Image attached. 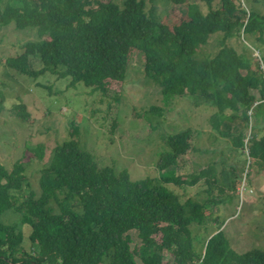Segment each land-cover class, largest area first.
<instances>
[{
  "label": "trees",
  "instance_id": "trees-1",
  "mask_svg": "<svg viewBox=\"0 0 264 264\" xmlns=\"http://www.w3.org/2000/svg\"><path fill=\"white\" fill-rule=\"evenodd\" d=\"M155 1L0 0V26L34 28L40 37L23 43L19 53L5 59V66L35 81L41 76L68 78L67 87L83 84L105 97L113 92L112 84L126 79L128 63L138 51L144 75L159 87L164 107L188 93L204 98L215 107L211 127L243 149L249 112L253 110L258 121L264 118V56L261 64L258 59L252 62L227 41L241 33L263 41L264 14L244 9L237 0H197L169 22L157 13ZM219 32V51L196 58L198 49ZM44 81L40 87L59 93ZM3 99L0 95V104ZM12 108L13 116H28L23 105ZM149 109L154 114L163 110L154 105ZM72 134L50 150L39 169L38 192L22 160L11 168L0 163V264H169L166 253L170 264H264V250L238 252L220 228L224 221L216 213L209 215L219 202L213 191H224L217 163L183 179L176 174L178 160L189 151L210 152L191 144V129L166 136L167 148L156 162L158 177L138 180H131L126 169L101 165L95 151ZM32 149L44 157L42 143ZM250 153L264 164V134L253 136ZM200 181L206 186L203 199H182L174 190L173 185ZM8 211L18 214V220L3 222ZM210 223L217 232L208 235L202 249L196 247L193 227Z\"/></svg>",
  "mask_w": 264,
  "mask_h": 264
},
{
  "label": "rangeland",
  "instance_id": "rangeland-1",
  "mask_svg": "<svg viewBox=\"0 0 264 264\" xmlns=\"http://www.w3.org/2000/svg\"><path fill=\"white\" fill-rule=\"evenodd\" d=\"M193 2L197 0H187L180 5L166 0L155 1L157 13L169 22L176 20L180 10ZM236 2L246 10L253 8L264 14V0ZM199 5L207 11L202 3ZM39 38L34 28L21 30L13 24L0 26V95L4 98L0 104V163L11 168L14 161L22 160L26 165V177L38 192L39 169L48 161L50 150L69 138L76 128L78 132H74L72 137L77 138L85 148L94 150L101 165L113 166L117 171L126 169L131 180L153 178L159 175L156 162L159 152L167 148L166 136L189 128L191 144L198 149L207 148L210 152L189 151L178 160L176 174L183 179L193 170L197 172L211 162L217 163V178L224 191H213L219 202L209 215L213 217L216 213L219 220L224 221L220 228L238 252L250 248L264 250V164L254 161L250 153L253 136L264 134V118L258 121L253 110L249 112V124L243 134V149L233 147L230 137L221 136L211 127L209 117L215 107L204 98L188 93L174 98L164 107L159 87L144 75L143 55L138 51L133 52V58L128 63L126 79L112 84L110 88L113 92L105 97L83 84L75 88L67 87L68 78L41 76L35 81L5 66V59L19 53L23 43ZM221 38L222 33H214L207 44L198 49L196 58L213 57L221 48ZM227 43L238 52L250 56L252 62L258 59L261 64L264 39L259 41L255 35L245 38L241 33ZM33 64L36 69L40 67L36 60ZM46 79L53 84L52 92L58 94L40 87L39 82H46ZM114 95L119 96L117 101L112 97ZM16 104L24 106L27 117L13 116L12 110L15 109L12 106ZM153 105L163 108L161 114L150 111ZM146 115L150 116L151 122ZM237 121L242 123L241 120ZM112 122H115V128H112ZM251 123L252 128L249 127ZM257 124H260L262 131H259ZM39 143L45 147L42 158L32 149ZM173 186L182 199L206 197V186L201 181L193 185ZM18 218V214L8 211L1 220L9 224ZM193 229L196 237L194 245L201 249L208 235L217 232V227L212 223ZM29 246L26 236L24 247ZM170 257L168 253L165 254V261L169 264Z\"/></svg>",
  "mask_w": 264,
  "mask_h": 264
}]
</instances>
